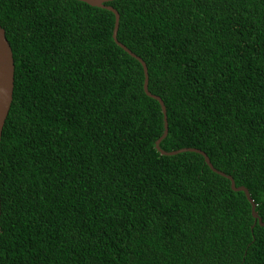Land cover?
<instances>
[{"label": "trees", "instance_id": "1", "mask_svg": "<svg viewBox=\"0 0 264 264\" xmlns=\"http://www.w3.org/2000/svg\"><path fill=\"white\" fill-rule=\"evenodd\" d=\"M116 39L264 220V0H111ZM78 0H0V264H264V225Z\"/></svg>", "mask_w": 264, "mask_h": 264}, {"label": "water", "instance_id": "2", "mask_svg": "<svg viewBox=\"0 0 264 264\" xmlns=\"http://www.w3.org/2000/svg\"><path fill=\"white\" fill-rule=\"evenodd\" d=\"M78 1H82V2L87 3L88 5L104 8V9L110 11L114 17L112 34H111L114 43L117 44L119 47H121L126 53H128L131 57L135 58L140 63V65L142 67V72H143L142 89L147 96L155 99L158 102V104L160 106L161 113H162L163 130H162L161 135L155 140L154 148L162 155H172V154H176L178 152H182V151H186V150L198 152L199 154H201L203 157L204 163L207 165V167L211 171L227 178L229 180L230 188L232 190L242 191L244 193L245 198L247 199V201L249 202V205H250V213H251L252 218H253V224L255 222H257L258 225L263 226L264 220H261V218L258 217L257 213L255 212L254 203L252 202V199L250 198L246 188H244L243 186H234L232 178L229 175H226L223 172L216 170L211 165L207 156L202 151L195 149V148H190V147L189 148H180V149L171 150V151H164V150H161L159 148V146H158L159 141L167 133L165 107L162 103V100L158 96L151 94L147 90V74H146V67H145L143 60L140 57H138L137 55H135L134 53H132L128 48H126L120 42L117 41L116 29L118 26V13L112 6L104 4L105 2H108L111 0H78ZM0 50H2V72H0V132H1V128L3 125L4 119L6 117V114H7L9 105H10V101H11L12 88H13V68H14L11 49H10V46H9L5 36H4V30L1 27H0Z\"/></svg>", "mask_w": 264, "mask_h": 264}, {"label": "snow or ice", "instance_id": "3", "mask_svg": "<svg viewBox=\"0 0 264 264\" xmlns=\"http://www.w3.org/2000/svg\"><path fill=\"white\" fill-rule=\"evenodd\" d=\"M0 72H2V50H0Z\"/></svg>", "mask_w": 264, "mask_h": 264}]
</instances>
